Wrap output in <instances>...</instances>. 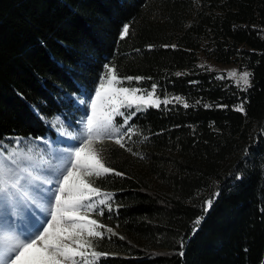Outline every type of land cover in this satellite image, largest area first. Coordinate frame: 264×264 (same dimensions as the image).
Listing matches in <instances>:
<instances>
[{
	"label": "trees",
	"instance_id": "1",
	"mask_svg": "<svg viewBox=\"0 0 264 264\" xmlns=\"http://www.w3.org/2000/svg\"><path fill=\"white\" fill-rule=\"evenodd\" d=\"M105 66L180 99L136 112L107 149L97 264H264V0H0V144L56 135L48 121Z\"/></svg>",
	"mask_w": 264,
	"mask_h": 264
},
{
	"label": "snow or ice",
	"instance_id": "2",
	"mask_svg": "<svg viewBox=\"0 0 264 264\" xmlns=\"http://www.w3.org/2000/svg\"><path fill=\"white\" fill-rule=\"evenodd\" d=\"M128 32L129 26L124 25L122 36ZM105 67V75L97 87L89 89L81 85L77 89L78 95L70 94L67 97L68 105L82 111L83 116L78 122V131L68 133L66 129L63 130L62 134L68 135L75 143L64 150L60 162L51 167L46 177H34L31 171L21 166V160L34 159L29 154L31 149L27 152L13 149L0 159V208L32 203L42 209L43 213L40 218L33 214L27 226L18 234L6 217L2 219L0 264H96L99 257L107 255L90 250L92 238L102 239L101 229L104 228L96 219L90 218V215L97 211L98 206L108 204L111 197L93 187L88 178H98L101 174L113 173L114 170L105 166L99 154L93 150L92 143L106 137L114 138L115 143L124 147L121 129L114 123L115 116H123L124 124H127L136 112L150 106L160 107L162 103L171 101H161L155 97V85L147 95L142 94L139 89L123 87L122 81L115 74V68ZM229 75L235 76L236 73ZM250 75L248 72L240 75L245 88L250 87ZM126 79L131 81L141 78ZM133 108L135 111L127 114L121 111ZM237 111H243V106ZM65 120L67 117L61 114L48 122L53 126H63ZM16 143L19 144L20 141L17 140ZM114 174L122 175L119 172ZM37 179H40L39 185L33 183ZM99 196H103V199L93 201V197ZM212 203V200L205 202V212L211 209ZM99 214L103 215L102 209Z\"/></svg>",
	"mask_w": 264,
	"mask_h": 264
},
{
	"label": "rangeland",
	"instance_id": "3",
	"mask_svg": "<svg viewBox=\"0 0 264 264\" xmlns=\"http://www.w3.org/2000/svg\"><path fill=\"white\" fill-rule=\"evenodd\" d=\"M198 63L200 67L219 72L221 77L231 79L238 87L245 88L243 86L242 81H240V75L248 71L240 70L238 64L220 63V62L215 61L214 59L206 58L203 55L200 56V60ZM233 72H235L236 75L230 76L229 73H233ZM98 84L96 85V87L98 86ZM151 91L152 90L150 91L140 90V92L145 95H147V93ZM155 97L159 98V100L161 101L169 100L172 102L174 100L173 97L171 96L161 98L157 95L156 92H155ZM65 101L67 103V99H65ZM121 111H124L127 114L129 111H135V109L134 108L133 109H121ZM66 113H67L66 114L67 120H65V123L63 126L59 124H57L56 126L52 125V127L55 130L56 135H47V136L41 137L40 139L18 137L11 141H7L3 145L0 144V159L6 156L9 152L13 151V149H15L17 152L21 150L27 152L29 149H31V152L29 154L32 157H34V159L21 160V166L31 171L34 177H39V178L46 177L51 167L60 162V158L64 154V150L68 149L72 143H75L74 141L70 140V137L68 135H63L62 133L64 129H66L68 133H75L76 131H78L79 130L78 122L83 116V112L78 111L76 110V108L68 105V112ZM89 114H91L90 109H89ZM118 116L119 115L114 117V123L120 127L121 129L120 135L125 136L126 134L131 133L132 128L129 127L130 120L128 121L127 124H124L123 122V125H119L116 121ZM69 125H71V127H68ZM17 140L20 141L19 144L16 143ZM113 145H118L117 143H115V139L114 138L108 139L105 137L103 139L93 141L92 148L95 152L99 154L100 158L102 159L104 163L105 153L107 149ZM101 175H104V174H101ZM95 178H96L95 176L88 178L92 186L99 188L102 193H107L112 199L113 193L107 189H103L97 186V184L94 181ZM33 183L35 185H39L40 179L35 180ZM45 187L47 186L45 185ZM99 199H103V196L93 197V201H98ZM111 199L108 201V204L98 206L97 211L92 213L90 215V218L96 219L98 223L101 224L99 211L106 206L108 207L111 206ZM33 214H35L36 218H40V216L43 214L42 209L37 207L36 204L18 203L16 206L9 205L5 208H0V222H2V219L4 217H6L7 221L15 227V230L18 234L21 229L27 226V222L30 220V218L33 217ZM107 229H111V227H107L106 230ZM101 231L104 234V231H105L104 228L101 229ZM98 239L99 238H92V241H91L92 248L90 250L98 251L97 246H96V242ZM96 264H97V260H96Z\"/></svg>",
	"mask_w": 264,
	"mask_h": 264
}]
</instances>
